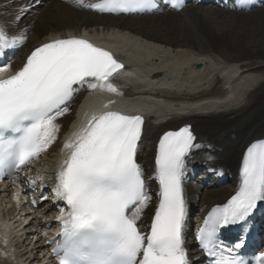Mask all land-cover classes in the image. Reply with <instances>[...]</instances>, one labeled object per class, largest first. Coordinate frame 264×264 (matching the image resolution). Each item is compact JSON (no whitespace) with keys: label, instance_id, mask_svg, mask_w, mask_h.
Segmentation results:
<instances>
[{"label":"snow or ice","instance_id":"obj_1","mask_svg":"<svg viewBox=\"0 0 264 264\" xmlns=\"http://www.w3.org/2000/svg\"><path fill=\"white\" fill-rule=\"evenodd\" d=\"M74 2L116 15L158 7L157 0ZM170 2L176 9L184 6L181 0ZM5 28L0 25V56L27 39L23 32L9 34ZM10 67L0 66V179L7 176L16 185L19 174L30 171L28 166L56 141L57 121L70 111L76 94L86 89L119 95L113 81L125 74V65L86 37L68 35L41 43L22 67L7 74ZM115 103L102 102L62 145L67 155L55 172L52 193L63 207L55 217L60 229L47 241L50 254L56 264H190L183 238L187 211L183 181L186 158L202 145L196 143L191 126L160 138L155 156L158 204L145 229L142 220L152 197L137 162L144 118L113 110L110 105ZM239 176L235 194L213 207L198 229L196 238L210 264H264V252L254 262L240 255L244 236L231 245L219 239L221 229L246 223L258 203L264 202V140L247 147ZM42 180L27 176L33 188Z\"/></svg>","mask_w":264,"mask_h":264},{"label":"bare ground","instance_id":"obj_2","mask_svg":"<svg viewBox=\"0 0 264 264\" xmlns=\"http://www.w3.org/2000/svg\"><path fill=\"white\" fill-rule=\"evenodd\" d=\"M26 5L27 10L20 11ZM263 6L244 13L194 0L179 12L115 18L86 11L74 0H0V25L9 34L23 32L27 37L11 63L14 69L41 43L68 35L86 37L125 65V74L113 83L120 94L141 101L138 110L145 117L137 159L152 197L142 220L147 228L158 193L150 173L159 140L167 131L191 126L202 147L186 158V171L205 166L208 176H216L207 184L201 178L197 183L183 181L187 219L226 200L240 182L244 150L264 139ZM108 96L119 98L115 93L81 90L70 108L88 99L82 123ZM74 121L72 112L58 119L60 130L49 152L20 178L26 189L29 175L43 177L39 184L52 189L55 167L67 154L62 145L71 137ZM23 194L13 185H0V264H54L42 235L52 214L38 213ZM52 204L46 202L45 210Z\"/></svg>","mask_w":264,"mask_h":264},{"label":"rangeland","instance_id":"obj_3","mask_svg":"<svg viewBox=\"0 0 264 264\" xmlns=\"http://www.w3.org/2000/svg\"><path fill=\"white\" fill-rule=\"evenodd\" d=\"M192 5V4H191ZM209 6V5H208ZM264 7V6H263ZM262 8V7H261ZM201 175V174H200Z\"/></svg>","mask_w":264,"mask_h":264}]
</instances>
